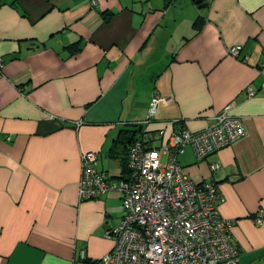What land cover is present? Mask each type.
Returning <instances> with one entry per match:
<instances>
[{
    "label": "crops",
    "instance_id": "1",
    "mask_svg": "<svg viewBox=\"0 0 264 264\" xmlns=\"http://www.w3.org/2000/svg\"><path fill=\"white\" fill-rule=\"evenodd\" d=\"M0 56V264L100 260L121 199H79L81 155L126 177L134 130L158 146L225 108L244 134L200 160L187 146L178 160L215 182L239 264H264V0H0ZM154 89L162 103L145 122Z\"/></svg>",
    "mask_w": 264,
    "mask_h": 264
},
{
    "label": "built area",
    "instance_id": "2",
    "mask_svg": "<svg viewBox=\"0 0 264 264\" xmlns=\"http://www.w3.org/2000/svg\"><path fill=\"white\" fill-rule=\"evenodd\" d=\"M96 0H89L90 5ZM240 45L229 48L238 56ZM246 59V57H244ZM4 62L0 56V71ZM264 85V60L258 64ZM247 96L255 91L248 87ZM162 97L154 89L145 122L157 113ZM163 131L158 134L162 135ZM244 134L239 117L227 108L208 120L199 132H172L165 144L152 145L155 136H138L127 150V176L111 179L96 167L97 153L81 155L80 200L97 198L109 191L120 194L122 217L105 231L110 250L98 264H239V251L230 240L234 220L222 218L216 209L221 195L212 179L196 181L181 167L178 156L188 146L200 160L228 146ZM219 162L209 165L211 172ZM259 211L255 224H260Z\"/></svg>",
    "mask_w": 264,
    "mask_h": 264
},
{
    "label": "trees",
    "instance_id": "3",
    "mask_svg": "<svg viewBox=\"0 0 264 264\" xmlns=\"http://www.w3.org/2000/svg\"><path fill=\"white\" fill-rule=\"evenodd\" d=\"M194 26L197 27V28L200 27V22H199L198 19L195 21ZM70 48H71V46H70ZM125 131H126V130H125ZM127 132H130V131H127ZM134 132H135V133L132 134V136L129 137V140H128V142H127L128 145H129L132 141H134L138 136L146 135L145 133H142L141 131H140V134L136 133L135 130H134ZM123 133L125 134L124 130H123ZM126 138H127V137H125V136L123 135V137H122V139H121L120 141H123V140L126 139ZM125 165H126V163H125ZM125 170H126V172L128 173L127 165L125 166ZM122 178H125V177L123 176ZM97 262H98V261L95 260V261H93V262H91V263H92V264H95V263H97Z\"/></svg>",
    "mask_w": 264,
    "mask_h": 264
}]
</instances>
